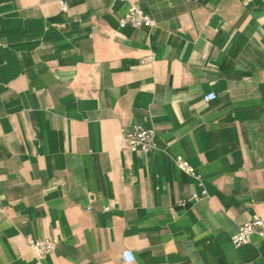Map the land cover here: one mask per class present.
<instances>
[{"label": "crops", "instance_id": "0c3cea01", "mask_svg": "<svg viewBox=\"0 0 264 264\" xmlns=\"http://www.w3.org/2000/svg\"><path fill=\"white\" fill-rule=\"evenodd\" d=\"M132 3L154 27L119 28ZM133 125L156 151L127 150ZM254 215L264 0H0V264H264V239L230 242Z\"/></svg>", "mask_w": 264, "mask_h": 264}, {"label": "built area", "instance_id": "2783aa9c", "mask_svg": "<svg viewBox=\"0 0 264 264\" xmlns=\"http://www.w3.org/2000/svg\"><path fill=\"white\" fill-rule=\"evenodd\" d=\"M60 11L66 13L69 9V0H55ZM118 26L123 29L127 26L134 29L152 28L155 22L135 3L129 5L128 9L118 20ZM152 57L142 59L143 64L152 63ZM216 98L214 93L206 94L203 99L205 102L213 101ZM123 141L126 143L127 150L131 153L148 154L156 151L157 145L154 139V131L151 128H145L141 125H133L129 130L124 127L120 130ZM175 167L183 174L197 178L194 168L181 156L173 159ZM207 193L202 190L200 193L190 195L188 201H197L206 198ZM185 203V202H184ZM182 203V204H184ZM109 207H104L103 211L107 212ZM253 236L264 239V219L259 216H252L247 222L239 225L236 233L232 235L230 242L234 248L247 245ZM27 247L37 260H41L47 255L54 253L58 241L53 238H28ZM121 259L124 263H133L135 258L130 250L121 253Z\"/></svg>", "mask_w": 264, "mask_h": 264}]
</instances>
